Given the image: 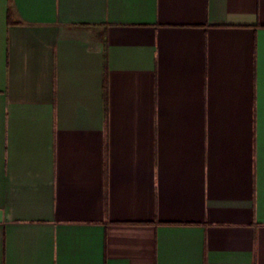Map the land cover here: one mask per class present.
Here are the masks:
<instances>
[{"label": "crops", "instance_id": "1", "mask_svg": "<svg viewBox=\"0 0 264 264\" xmlns=\"http://www.w3.org/2000/svg\"><path fill=\"white\" fill-rule=\"evenodd\" d=\"M0 264H264V0H0Z\"/></svg>", "mask_w": 264, "mask_h": 264}]
</instances>
